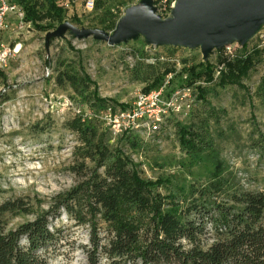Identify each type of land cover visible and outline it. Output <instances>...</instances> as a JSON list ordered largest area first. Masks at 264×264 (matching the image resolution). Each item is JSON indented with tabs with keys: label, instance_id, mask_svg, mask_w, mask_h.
<instances>
[{
	"label": "rangeland",
	"instance_id": "obj_1",
	"mask_svg": "<svg viewBox=\"0 0 264 264\" xmlns=\"http://www.w3.org/2000/svg\"><path fill=\"white\" fill-rule=\"evenodd\" d=\"M104 1L119 21L129 7L142 0ZM57 2L67 10L64 23L80 30L99 28L95 0ZM154 7L162 19L171 16L158 2ZM7 24L0 31L1 200L22 198L30 208L28 214L6 216L8 231L49 211L55 197L75 185L71 166L79 140L66 124L76 116L103 122L113 144L124 131L138 134L142 147L129 153L141 165L145 178L162 182L164 194L168 193L164 187L175 194L182 189L189 192L192 184L207 182L218 167L221 177L236 186L264 192V25L245 49L234 41L209 54L215 80L207 85L196 83L206 87L204 99L192 87L174 95L171 104H161L169 109L161 112L162 107L144 99V87L169 62L180 70L206 61L200 49L149 45L142 36L111 46L93 36L80 38L71 30L48 39L54 30H38L17 14L10 15ZM254 51L259 52L255 66L241 85H218L221 72L226 71L225 60L233 62ZM63 66L84 70L100 97L127 104L135 111L134 120L130 123L125 117L115 123L110 112L95 113L83 103L71 86L58 85L56 72ZM180 125L191 126L204 137L199 162L183 149ZM51 229L59 231V240L49 251L51 264L87 263L88 227L75 225L62 212L61 218L51 221Z\"/></svg>",
	"mask_w": 264,
	"mask_h": 264
},
{
	"label": "trees",
	"instance_id": "obj_2",
	"mask_svg": "<svg viewBox=\"0 0 264 264\" xmlns=\"http://www.w3.org/2000/svg\"><path fill=\"white\" fill-rule=\"evenodd\" d=\"M13 1L23 10L24 21L38 30H56L65 22L67 10L57 0ZM95 11L100 12L99 28L93 29L112 33L118 22L113 8L95 0ZM43 20L48 23L42 24ZM258 53L225 60L226 71L221 72L218 85H241ZM169 63L146 84L144 95L162 90L161 100L168 103L164 100L193 87L204 99L206 87L196 83H212L215 66L206 60L176 70V64ZM55 79L60 86H71L95 113L115 115L129 109L127 104L101 98L82 69L60 67ZM66 125L79 140L71 166L76 183L55 197L49 211L8 231L6 216L28 214L30 208L22 198L2 201L0 180V264H51L49 251L59 240L51 221L61 218L62 212L75 225L89 229L86 264H264L263 191L236 186L221 177L218 167L207 182L192 184L189 192L182 189L175 194L164 187L168 192L164 194L162 182L145 178L129 153L142 147L138 134L124 131L113 144L109 128L99 120L76 116ZM180 135L183 149L199 162L206 143L202 134L180 125Z\"/></svg>",
	"mask_w": 264,
	"mask_h": 264
},
{
	"label": "water",
	"instance_id": "obj_3",
	"mask_svg": "<svg viewBox=\"0 0 264 264\" xmlns=\"http://www.w3.org/2000/svg\"><path fill=\"white\" fill-rule=\"evenodd\" d=\"M263 25L264 0H178L166 19L156 13L154 0H142L126 10L112 33L63 23L48 39L71 30L80 38L93 36L114 46L142 36L149 45L200 49L207 60L227 43L245 45Z\"/></svg>",
	"mask_w": 264,
	"mask_h": 264
},
{
	"label": "built area",
	"instance_id": "obj_4",
	"mask_svg": "<svg viewBox=\"0 0 264 264\" xmlns=\"http://www.w3.org/2000/svg\"><path fill=\"white\" fill-rule=\"evenodd\" d=\"M177 1L178 0H154V4L155 2H158L159 5L163 9L165 10L169 9L171 11L176 5ZM12 14L13 15L17 14L20 17V19H23L24 17L23 10L19 7V5L14 3L13 0H0V31L5 30L8 27L7 19ZM182 91L187 93L189 90L187 89V90H182ZM177 93L178 92H176L174 95H176ZM161 94H162V90L158 92H153L149 95H144V99L151 100L153 103V106H156L157 108L162 107V109H160L161 112H167V109L164 108V106H162L161 104H164V105L171 104L172 101H170V103H163L161 100ZM109 115L112 117L114 116L115 123L119 122V118H125V117H127L129 119V122L131 123V121L134 120V118L136 117L135 111H131L130 109H128L127 111L119 110L115 115H113L110 112Z\"/></svg>",
	"mask_w": 264,
	"mask_h": 264
},
{
	"label": "bare ground",
	"instance_id": "obj_5",
	"mask_svg": "<svg viewBox=\"0 0 264 264\" xmlns=\"http://www.w3.org/2000/svg\"><path fill=\"white\" fill-rule=\"evenodd\" d=\"M174 8H175V6H174Z\"/></svg>",
	"mask_w": 264,
	"mask_h": 264
}]
</instances>
